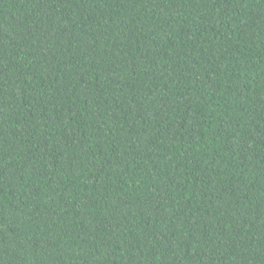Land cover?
I'll use <instances>...</instances> for the list:
<instances>
[{"label":"trees","instance_id":"obj_1","mask_svg":"<svg viewBox=\"0 0 264 264\" xmlns=\"http://www.w3.org/2000/svg\"><path fill=\"white\" fill-rule=\"evenodd\" d=\"M0 264H264V0H0Z\"/></svg>","mask_w":264,"mask_h":264}]
</instances>
